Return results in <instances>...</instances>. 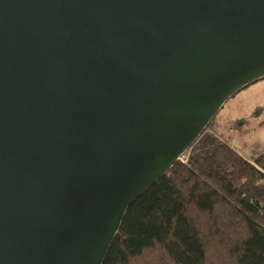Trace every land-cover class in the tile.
I'll list each match as a JSON object with an SVG mask.
<instances>
[{"label":"water","instance_id":"water-1","mask_svg":"<svg viewBox=\"0 0 264 264\" xmlns=\"http://www.w3.org/2000/svg\"><path fill=\"white\" fill-rule=\"evenodd\" d=\"M261 79L264 0H0V264H102Z\"/></svg>","mask_w":264,"mask_h":264},{"label":"trees","instance_id":"trees-1","mask_svg":"<svg viewBox=\"0 0 264 264\" xmlns=\"http://www.w3.org/2000/svg\"><path fill=\"white\" fill-rule=\"evenodd\" d=\"M204 134L127 209L102 264H264V151Z\"/></svg>","mask_w":264,"mask_h":264},{"label":"rangeland","instance_id":"rangeland-1","mask_svg":"<svg viewBox=\"0 0 264 264\" xmlns=\"http://www.w3.org/2000/svg\"><path fill=\"white\" fill-rule=\"evenodd\" d=\"M211 129L246 159L264 151V79L229 98L216 114Z\"/></svg>","mask_w":264,"mask_h":264},{"label":"built area","instance_id":"built-area-1","mask_svg":"<svg viewBox=\"0 0 264 264\" xmlns=\"http://www.w3.org/2000/svg\"><path fill=\"white\" fill-rule=\"evenodd\" d=\"M186 155V154H185ZM185 155L180 159V161H182L183 160V158L185 157Z\"/></svg>","mask_w":264,"mask_h":264}]
</instances>
